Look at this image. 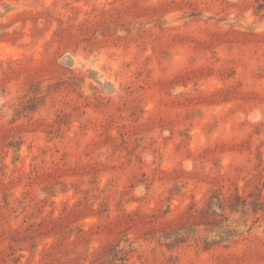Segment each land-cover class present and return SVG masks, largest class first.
Listing matches in <instances>:
<instances>
[{"label": "rangeland", "instance_id": "obj_1", "mask_svg": "<svg viewBox=\"0 0 264 264\" xmlns=\"http://www.w3.org/2000/svg\"><path fill=\"white\" fill-rule=\"evenodd\" d=\"M0 264H264V0H0Z\"/></svg>", "mask_w": 264, "mask_h": 264}]
</instances>
